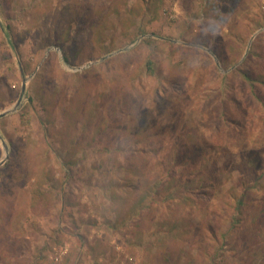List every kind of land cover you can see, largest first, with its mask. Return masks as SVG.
Returning <instances> with one entry per match:
<instances>
[{"label":"rangeland","instance_id":"1","mask_svg":"<svg viewBox=\"0 0 264 264\" xmlns=\"http://www.w3.org/2000/svg\"><path fill=\"white\" fill-rule=\"evenodd\" d=\"M24 78L0 264H264V0H0Z\"/></svg>","mask_w":264,"mask_h":264},{"label":"trees","instance_id":"2","mask_svg":"<svg viewBox=\"0 0 264 264\" xmlns=\"http://www.w3.org/2000/svg\"><path fill=\"white\" fill-rule=\"evenodd\" d=\"M66 59H67V61L70 63V64H73V62L68 58V57H66ZM153 63L152 62H149L148 63V69H149V71H151L152 72V69H153ZM246 79L247 80H253V79H255V80H257L258 81V79H256V78H254L252 75H250V74H246ZM20 118H21V124L23 125V126H28V125H30L31 123H32V119H33V116H32V108H31V104H29V105H27V106H25V107H23L22 109H21V111H20ZM180 237V234L178 235V237L177 238H179ZM179 240V239H178Z\"/></svg>","mask_w":264,"mask_h":264},{"label":"water","instance_id":"3","mask_svg":"<svg viewBox=\"0 0 264 264\" xmlns=\"http://www.w3.org/2000/svg\"><path fill=\"white\" fill-rule=\"evenodd\" d=\"M26 89H27V78H24V80H23V87H22V92H21L20 99L18 100L17 104H16L13 108L8 109V110L4 111L3 113H1V114H0V119L4 118V117H6V116H8V115H10V114H13V113H15V112H17V111L19 110V108L22 106V101H23V98H24V96H25V94H26ZM0 140L3 142V145H4L5 148H6L7 144H6V142H5L4 138H3V136L1 135V133H0ZM6 159H7V156H6V158L0 163V167L5 163Z\"/></svg>","mask_w":264,"mask_h":264}]
</instances>
